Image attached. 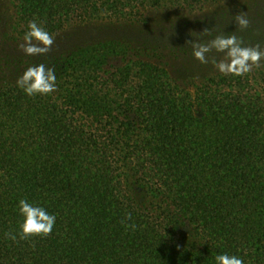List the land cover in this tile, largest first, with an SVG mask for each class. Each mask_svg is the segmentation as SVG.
I'll return each instance as SVG.
<instances>
[{"label":"trees","instance_id":"1","mask_svg":"<svg viewBox=\"0 0 264 264\" xmlns=\"http://www.w3.org/2000/svg\"><path fill=\"white\" fill-rule=\"evenodd\" d=\"M215 1L7 0L4 42H24L33 20L59 41L0 56V264H214L222 252L264 264V60L179 80L145 42L65 31ZM258 29L224 35L262 49ZM39 63L57 87L29 96L16 81ZM20 199L56 216L50 235H5L19 233Z\"/></svg>","mask_w":264,"mask_h":264},{"label":"rangeland","instance_id":"2","mask_svg":"<svg viewBox=\"0 0 264 264\" xmlns=\"http://www.w3.org/2000/svg\"><path fill=\"white\" fill-rule=\"evenodd\" d=\"M241 11L246 12L251 24L259 27L258 30L261 29V26L264 28V0H217L201 10L193 12L177 8L149 11L146 23L136 26V28L115 30L108 26L109 29H100L102 26L95 24L90 31H85V25H73L66 28L65 31L72 35L80 28L76 31L77 35L69 36L70 41L72 39H92L105 33L124 34L136 41L145 42L150 47L158 48L163 54V62L177 79H200L217 69L211 61L201 64L193 56L190 42H207L217 35H224L229 30H235L237 25L234 15ZM11 16L10 4L7 0H0V56L7 55L9 58L13 54L24 53L19 47L23 42H18V44L4 42V31L8 29ZM76 27L78 28L76 29ZM61 40L65 41V38ZM58 41H55L51 47H55V43ZM211 55L215 56L217 60L224 58L223 54L216 52Z\"/></svg>","mask_w":264,"mask_h":264},{"label":"clouds","instance_id":"3","mask_svg":"<svg viewBox=\"0 0 264 264\" xmlns=\"http://www.w3.org/2000/svg\"><path fill=\"white\" fill-rule=\"evenodd\" d=\"M235 24L241 29L249 26V19L246 12L241 11L234 15ZM207 31V30H205ZM54 43L53 36L40 27L34 20L28 24V31L24 35V42L19 45L20 49L27 55H41L46 53ZM193 56L207 64L210 61L222 74L244 76L252 71L253 66H260L264 60V49L257 46H244L237 35H217L207 42L191 41ZM213 52L223 54V59L211 55ZM56 73L52 67H46L39 63L29 66L21 76L17 78V86L27 95H46L56 90ZM18 212L23 217L19 233L8 232L5 235L16 240L17 235L21 239L34 235L47 236L52 233L56 223V216L48 212L39 204L30 203L27 199L18 201ZM132 219V214L127 213V220ZM123 223V221H122ZM127 227L135 230L136 225L129 224ZM214 264H244L241 257L222 252L214 257Z\"/></svg>","mask_w":264,"mask_h":264}]
</instances>
